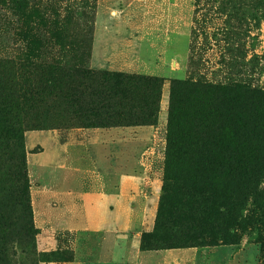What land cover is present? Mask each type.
Segmentation results:
<instances>
[{
	"label": "rangeland",
	"instance_id": "374dc122",
	"mask_svg": "<svg viewBox=\"0 0 264 264\" xmlns=\"http://www.w3.org/2000/svg\"><path fill=\"white\" fill-rule=\"evenodd\" d=\"M28 49L38 61L68 51L94 74L126 77L123 85L112 88L115 112L106 128L84 129L53 95L46 112L13 113L12 137L21 136L24 145L31 207L37 192L78 193L82 171L98 166L105 179L107 151L97 153L99 132L127 127L128 154L106 157L122 173L120 192L126 196L125 207L132 209L117 216V259L127 254L123 261L133 264L260 263L255 219L264 200L249 192L252 184L256 194L264 192V169L239 198L238 217L249 214L248 222L243 218V225L231 229L234 215L226 211L199 239L192 235V199L187 200L192 187L164 182V158L171 80L192 74L210 82L239 80L251 89L264 88V0H0V57ZM138 49L140 68L133 74L112 70L116 55L136 58ZM12 85L0 74V92ZM109 137L119 145L124 136L117 131ZM4 141L14 143L7 137ZM21 175L14 174L11 182L0 177V264L71 262L72 251L37 249ZM258 230L263 234V228ZM130 239L135 248L129 259ZM91 254H96L94 247ZM89 264L95 263L90 259Z\"/></svg>",
	"mask_w": 264,
	"mask_h": 264
},
{
	"label": "trees",
	"instance_id": "16d2710c",
	"mask_svg": "<svg viewBox=\"0 0 264 264\" xmlns=\"http://www.w3.org/2000/svg\"><path fill=\"white\" fill-rule=\"evenodd\" d=\"M69 54L64 51L60 57L38 61L28 49L13 57H0V74L13 83L0 92V177L11 182L21 172L20 180L28 191L23 204L32 223L24 145L21 136L12 137L16 131L13 113L20 109L46 112L53 95L84 129L106 128L115 112L112 88L126 81L123 73L94 74L80 56ZM190 75L171 80L168 87L164 182H186L192 187L187 194V200L192 199V235L201 239L226 211L234 215L231 229L243 225V218L250 219L249 214L238 217L242 213L238 203L246 186L264 169V88L251 89L239 80L218 83ZM6 137L14 143L5 142ZM251 188L249 194L264 200V192L256 194L254 184ZM1 212L0 205V220ZM255 221L259 264H264V207ZM3 252L7 256L10 248Z\"/></svg>",
	"mask_w": 264,
	"mask_h": 264
},
{
	"label": "crops",
	"instance_id": "0c3cea01",
	"mask_svg": "<svg viewBox=\"0 0 264 264\" xmlns=\"http://www.w3.org/2000/svg\"><path fill=\"white\" fill-rule=\"evenodd\" d=\"M127 47L125 46V49ZM137 52L136 58L130 59L126 57V53L116 55L114 64L117 67L112 70L133 74L132 71L140 68V49ZM127 130V127H124L102 129L99 132L97 153L100 155L104 154L102 150L107 151L104 158L105 163L108 164L105 179L101 178L98 173L99 167L96 166L93 170L79 173L80 178L76 180L79 183L78 193L61 194V190L53 189L55 192L52 194L37 192L32 199L33 223L38 229L37 249L45 252L55 250L73 252L71 262L59 264H89L90 259L95 264H133L131 261H123L127 259V254L121 260L117 259L119 234L117 216L124 215L128 209L130 211L132 209L131 206L125 207L126 196L120 192L119 183L122 173L118 172L116 165L106 159L111 153L128 154L130 142L126 140L129 136ZM117 131L124 137H120L119 145H113L112 141L109 142V133ZM108 144H111L110 150L107 149ZM121 170L125 171V169ZM59 176H61L60 172ZM93 247L96 249V254L92 256ZM134 248L135 240L130 239L129 259Z\"/></svg>",
	"mask_w": 264,
	"mask_h": 264
}]
</instances>
